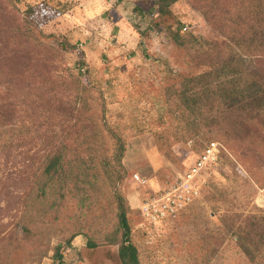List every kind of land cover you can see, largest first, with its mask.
<instances>
[{
	"label": "rangeland",
	"instance_id": "obj_1",
	"mask_svg": "<svg viewBox=\"0 0 264 264\" xmlns=\"http://www.w3.org/2000/svg\"><path fill=\"white\" fill-rule=\"evenodd\" d=\"M156 7V0H0V48L5 55L0 59L23 63V73H13V78L32 89L28 92L33 100L43 93L38 88L66 93L70 85L61 78L64 68L101 89L106 119L126 139L127 176L121 189L125 197H138L139 203L183 174L208 143H219L218 161L201 174L199 197L176 220L143 228L139 203L132 207L126 197L138 212L133 215V240L141 264H249L234 237L221 226L213 206L231 215L264 211V186L259 185L264 182V150L247 151L245 135L226 137L219 132V122L181 118L176 98L170 94L178 88L175 74L193 66L197 71L205 68L197 65L195 56L176 48L164 27L155 24ZM29 8L34 23L31 38L22 23ZM172 12L174 27L195 35L206 51L226 44L193 0L177 1ZM62 44L71 48L61 50ZM18 51L23 56L16 62L13 52ZM244 66L254 65L246 59ZM2 73L5 80L10 79L5 68ZM26 90L19 94L21 99H29ZM34 116V123L41 127L43 118ZM23 118L21 113L19 119ZM32 137L40 142L36 134ZM240 152L247 153L241 156ZM243 162L251 166L250 173ZM134 174L147 179L146 185L138 184ZM12 214L2 220L0 212V234L20 235L14 231ZM96 221L101 222L99 216L94 221L87 216L81 222L85 229L91 226L96 231ZM14 235L11 256L4 264H57L53 251L38 258L36 250L46 248L41 238L17 243ZM58 238L62 241L61 235ZM56 243L52 241L50 249Z\"/></svg>",
	"mask_w": 264,
	"mask_h": 264
},
{
	"label": "trees",
	"instance_id": "obj_2",
	"mask_svg": "<svg viewBox=\"0 0 264 264\" xmlns=\"http://www.w3.org/2000/svg\"><path fill=\"white\" fill-rule=\"evenodd\" d=\"M177 1L156 0L155 24L164 27L176 48L195 56L197 65L205 68L197 71L193 66L175 74L178 88L170 94L181 118L219 122L222 135H245L247 151L264 150V0H193L205 22L226 39L213 52L206 51L195 35L174 27L172 6ZM31 12L29 8L22 17L29 38L34 27ZM13 55L16 62L23 56L20 51ZM1 56H5L2 48ZM246 59L252 61V68L244 66ZM23 67L0 59V212L3 220L12 211L14 231L20 233L1 232L0 264L11 256L13 235L17 243L41 238L46 248H35L38 258L53 251L57 264H65L64 251L78 236L86 239L88 248L117 245L120 264H141L133 240V215L139 211L131 208L121 189L127 176L126 139L106 119L103 92L64 68L61 78L70 85L66 93L38 88L43 93L33 100L32 89L13 78V73H23ZM4 68L10 79L2 77ZM25 90L31 102L20 98ZM35 114L43 118L41 127L34 123ZM35 134L40 142L33 141ZM245 168L252 171L251 166ZM213 210L248 263L264 264V211L231 215L218 207ZM87 216L92 221L100 217L96 231L82 226Z\"/></svg>",
	"mask_w": 264,
	"mask_h": 264
},
{
	"label": "built area",
	"instance_id": "obj_3",
	"mask_svg": "<svg viewBox=\"0 0 264 264\" xmlns=\"http://www.w3.org/2000/svg\"><path fill=\"white\" fill-rule=\"evenodd\" d=\"M221 145L208 143L189 168L158 193L143 199L139 203L142 217L141 227L155 228L176 220L199 197V181L207 167L215 164L221 153ZM133 178L140 185H146L147 179L134 174Z\"/></svg>",
	"mask_w": 264,
	"mask_h": 264
},
{
	"label": "crops",
	"instance_id": "obj_4",
	"mask_svg": "<svg viewBox=\"0 0 264 264\" xmlns=\"http://www.w3.org/2000/svg\"><path fill=\"white\" fill-rule=\"evenodd\" d=\"M130 204L138 205V197L126 196ZM65 264H120L117 245L88 248L83 236L76 237L63 254Z\"/></svg>",
	"mask_w": 264,
	"mask_h": 264
}]
</instances>
